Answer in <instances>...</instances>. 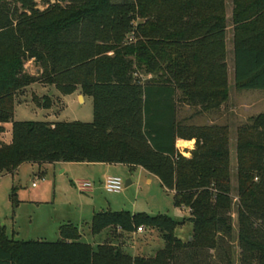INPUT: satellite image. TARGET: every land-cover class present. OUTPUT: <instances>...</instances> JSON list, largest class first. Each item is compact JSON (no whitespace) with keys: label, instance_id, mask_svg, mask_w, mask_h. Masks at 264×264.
Returning a JSON list of instances; mask_svg holds the SVG:
<instances>
[{"label":"trees","instance_id":"16d2710c","mask_svg":"<svg viewBox=\"0 0 264 264\" xmlns=\"http://www.w3.org/2000/svg\"><path fill=\"white\" fill-rule=\"evenodd\" d=\"M41 2L42 9L36 0H0V133L11 122L0 174L27 162L139 166L189 210L192 232L177 238L182 221L164 214H92L91 234L160 231L164 247L144 257L108 242L93 247L71 222L53 242L15 240L0 225V264H264V112L237 130V200L228 126L178 116L181 103L205 111L228 99L224 0ZM231 3L234 86L264 89V0ZM29 60L34 75L25 70ZM34 82L89 96L92 121L13 120L19 92ZM178 139H194L189 157ZM15 196L12 189V203Z\"/></svg>","mask_w":264,"mask_h":264},{"label":"rangeland","instance_id":"374dc122","mask_svg":"<svg viewBox=\"0 0 264 264\" xmlns=\"http://www.w3.org/2000/svg\"><path fill=\"white\" fill-rule=\"evenodd\" d=\"M37 7L44 4L36 0ZM227 18L225 46L227 51L228 99L205 118L198 115V108L181 103L178 107L179 118L188 124H203L207 118L219 125L228 126L230 149L231 195L236 197V137L237 130L249 124L252 118L264 112V89H237L233 80L231 0H224ZM25 70L36 74L31 60L25 63ZM13 110V120L25 121H82L93 118L92 100L84 96L83 100L76 92L63 95L52 85L31 83L19 92ZM45 100V102H43ZM49 103V106L43 105ZM11 122L3 124L0 143L11 139ZM179 145H181L179 143ZM190 155V154H189ZM189 155H184L189 157ZM64 163V162H63ZM62 164L27 162L21 164L13 173L0 174V225L5 227L6 235L15 240L56 241L60 238L58 227L65 222L75 224L80 231V240L95 247L102 242L118 244L131 256H153L164 247L160 231L142 228V232H123L115 228H106L99 234H91L89 223L92 214L101 210L128 211L131 214L145 213L149 216L164 214L173 220L182 221L174 229L177 238L186 241L191 236L192 224L188 220L189 211L185 207H176L173 195L165 191L160 183L152 178L146 182L147 174L138 167L112 165L104 176L116 175L122 179L119 193H108L103 187V174L95 177L94 170L81 164ZM132 183L125 186V180ZM77 180L91 183L90 191H80ZM35 186H32V183ZM15 189L16 203H12L11 192ZM233 236L236 237V215H232ZM235 250V258L238 249Z\"/></svg>","mask_w":264,"mask_h":264},{"label":"crops","instance_id":"0c3cea01","mask_svg":"<svg viewBox=\"0 0 264 264\" xmlns=\"http://www.w3.org/2000/svg\"><path fill=\"white\" fill-rule=\"evenodd\" d=\"M228 89H229V87H228ZM76 93H77V95L83 100V97L85 96V95H83L82 93H80V91H75ZM198 108V107H197ZM219 109V108H218ZM198 110V115H201V116H203L204 118L206 117V116H210V115H212V113H213V111L215 110V109H209V110H205V111H199L200 109L198 108L197 109ZM93 115V114H92ZM205 124H207V125H209V124H217L215 121H213V120H210V118H207V121L205 122V123H203V124H200V125H205ZM199 125V124H198ZM8 143V142H7ZM179 143L181 144V145H179ZM176 147L178 148V150L183 154V155H189L190 154V151L194 148V139H191V140H183V139H178L177 141H176ZM71 163H76V162H54V163H51V164H62L63 165V169H62V171H64L65 170V166L66 165H68V164H71ZM77 164H81V165H84V166H86V167H91L93 170H94V173H95V177H97L98 175H100V174H103L102 175V177L104 178L105 176V174L107 173V172H109L110 170H111V168H112V165H121V166H127V165H123V164H107V163H86V162H81V163H77ZM127 167H129V166H127ZM134 167H138L140 170H142L145 174H147V179H146V182L147 183H150L151 181H152V178H155L158 182H159V180H158V178L155 176V175H153V174H150L149 172H147L146 170H144L143 168H141V167H139V166H133V167H129V168H134ZM127 180H129L130 182H129V184H131L132 183V181H131V179L130 178H128ZM160 183V182H159ZM90 191V190H89ZM189 211V210H188ZM61 225V224H60ZM59 225V226H60ZM59 228V227H58ZM138 232V231H137ZM140 232H142V231H140Z\"/></svg>","mask_w":264,"mask_h":264},{"label":"built area","instance_id":"2783aa9c","mask_svg":"<svg viewBox=\"0 0 264 264\" xmlns=\"http://www.w3.org/2000/svg\"><path fill=\"white\" fill-rule=\"evenodd\" d=\"M76 186L80 191H89L91 190V183L87 180H77ZM32 186H35V183H32ZM104 190L108 193H119L122 190V179L116 175H107L103 179ZM136 231H142V228L138 227Z\"/></svg>","mask_w":264,"mask_h":264},{"label":"water","instance_id":"95a60500","mask_svg":"<svg viewBox=\"0 0 264 264\" xmlns=\"http://www.w3.org/2000/svg\"><path fill=\"white\" fill-rule=\"evenodd\" d=\"M129 180H125V186H128L129 185Z\"/></svg>","mask_w":264,"mask_h":264}]
</instances>
